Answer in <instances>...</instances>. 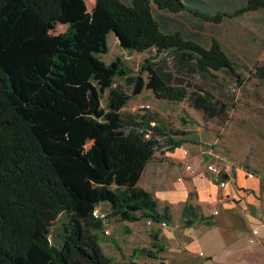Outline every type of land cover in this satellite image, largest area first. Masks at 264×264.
Listing matches in <instances>:
<instances>
[{
    "label": "trees",
    "instance_id": "trees-1",
    "mask_svg": "<svg viewBox=\"0 0 264 264\" xmlns=\"http://www.w3.org/2000/svg\"><path fill=\"white\" fill-rule=\"evenodd\" d=\"M154 6L218 24L264 9V0L216 13L204 0H96L91 10L85 0H0V264H145L105 253L95 209L107 204L106 217L120 221H171L139 181L157 152L184 139L156 115L123 108L146 85L161 99L190 98L178 72L217 78L235 68L218 39L205 44ZM54 21L68 29L51 33ZM111 32L123 49L155 54L138 73L121 57L107 63ZM193 96L210 117L228 109L208 91ZM151 238L134 251L158 258L163 246L157 232Z\"/></svg>",
    "mask_w": 264,
    "mask_h": 264
},
{
    "label": "rangeland",
    "instance_id": "rangeland-1",
    "mask_svg": "<svg viewBox=\"0 0 264 264\" xmlns=\"http://www.w3.org/2000/svg\"><path fill=\"white\" fill-rule=\"evenodd\" d=\"M85 1L88 9L91 10L96 0ZM123 1L130 3L132 0ZM204 1L207 8L216 13L222 10H233L246 0ZM154 12L157 17L164 13V16L182 22L191 31H199L205 44H210L213 38L218 39L234 62L235 72L230 69L215 72L217 78L205 77L198 72L192 74L178 72L189 87L190 98L180 102L161 99L146 85L143 92L133 96L123 108V114L156 115L157 121H161L166 131H169L173 137L185 139L187 147L191 145L193 149H199L200 155L215 158L223 168L229 166L233 171L239 167H252L250 161L256 159L257 155L264 154V9L234 18L226 17L218 24L199 22L195 18H189L188 15L191 14L172 13L157 9L156 6H154ZM193 23L194 25L199 23L200 27H193ZM68 25L54 21L50 24V32L60 35L68 29ZM108 43L110 50L106 54H101V58L110 63L117 57H121L125 65L134 73L139 72L145 58L155 54V51L137 52L123 49L113 32L108 35ZM144 76L147 77V73H144ZM117 83L123 85L119 79ZM123 88L131 92L125 85ZM200 91H208L217 99L226 102L228 104L226 113L210 117L205 111L197 109L193 104V95ZM141 105H150V108L143 109ZM187 147L184 149L189 151ZM158 153L161 155V152ZM180 219V213L175 211L174 226L180 223ZM91 224L92 228L97 225ZM100 225L102 230L98 233L101 236L103 249L116 261L126 262L133 259L145 264L149 262L172 264L169 260L166 263L165 258L159 255L160 253L163 255L162 252L157 253L155 249L153 252L159 257L156 259L149 257L147 253L134 251V249L150 248L152 239L150 240V236H147V220L131 223L130 230L126 229L124 222L113 216L103 217ZM106 230L109 234L105 233ZM198 231L197 227L181 229L182 234L195 238ZM203 243L206 241L204 240ZM204 247L201 241L191 243L189 249L196 258L201 250L205 252ZM173 264L189 263L176 260Z\"/></svg>",
    "mask_w": 264,
    "mask_h": 264
},
{
    "label": "crops",
    "instance_id": "crops-1",
    "mask_svg": "<svg viewBox=\"0 0 264 264\" xmlns=\"http://www.w3.org/2000/svg\"><path fill=\"white\" fill-rule=\"evenodd\" d=\"M185 144L184 139L174 149L161 155L157 152L139 181L159 209L167 207L171 215L167 226L147 220V236L151 240L157 232L163 246L160 257L172 264L176 260L189 264H264V154L250 161L252 167L229 168L224 176L227 185L221 187L206 171L210 162L220 165L215 158L202 156L199 149ZM184 147L189 149V156L183 154ZM188 162L194 164L195 173L186 170ZM180 176L183 180L178 179ZM101 206L104 211L108 209L107 204ZM175 211L181 219L174 226ZM122 222L130 230L131 223L140 221ZM194 227L199 230L196 238L181 233V229ZM201 241L206 250L195 258L189 246Z\"/></svg>",
    "mask_w": 264,
    "mask_h": 264
},
{
    "label": "built area",
    "instance_id": "built-area-1",
    "mask_svg": "<svg viewBox=\"0 0 264 264\" xmlns=\"http://www.w3.org/2000/svg\"><path fill=\"white\" fill-rule=\"evenodd\" d=\"M147 107L150 108V105H141V108L145 109ZM151 124L153 126L156 125V121H152ZM151 136V131H148L146 133V137H150ZM183 154L184 155H188L189 154V151L187 149H183ZM185 168L187 171H189L190 173H195L196 172V169H195V166L190 164V163H187L185 165ZM229 168L230 167H227V168H223L221 167L220 165L216 164V162H210L206 165V171L210 174L211 178L217 182L219 184V186L221 187H225L227 185V180L224 179V176L227 175V172L229 171ZM179 180H183V178L180 176L178 178ZM94 215L95 216H99V217H106L107 213L104 212L102 210V206L98 207L95 209L94 211ZM149 223H151V220H149ZM161 225L162 226H167V222L166 221H163L161 222ZM106 234H109V231L106 230L105 231ZM254 233H258V231L255 229L254 230Z\"/></svg>",
    "mask_w": 264,
    "mask_h": 264
}]
</instances>
